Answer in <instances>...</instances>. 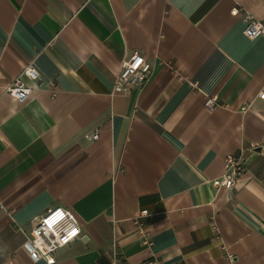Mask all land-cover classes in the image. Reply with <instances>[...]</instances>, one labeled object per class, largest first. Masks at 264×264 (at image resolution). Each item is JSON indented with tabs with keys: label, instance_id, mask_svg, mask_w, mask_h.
<instances>
[{
	"label": "crops",
	"instance_id": "obj_1",
	"mask_svg": "<svg viewBox=\"0 0 264 264\" xmlns=\"http://www.w3.org/2000/svg\"><path fill=\"white\" fill-rule=\"evenodd\" d=\"M246 16L264 24V0H0V264H46L23 244L56 207L81 235L55 264H264V37ZM133 52L149 79L113 94ZM28 66L20 104L4 91ZM227 155L244 165L229 190L212 185Z\"/></svg>",
	"mask_w": 264,
	"mask_h": 264
},
{
	"label": "built area",
	"instance_id": "obj_2",
	"mask_svg": "<svg viewBox=\"0 0 264 264\" xmlns=\"http://www.w3.org/2000/svg\"><path fill=\"white\" fill-rule=\"evenodd\" d=\"M242 33L249 40L264 37V24L250 16H246ZM150 73V63L141 54L133 52L122 63L121 70L112 88L113 94H125L141 86L149 79ZM21 75L25 76L31 83L38 81L37 72L31 66H28L6 87L5 94L20 104L24 103L32 93V88L22 81ZM258 98L264 99V93H260ZM215 104V99L208 97L205 100L204 107L211 112ZM98 136V133H94L87 138L96 140ZM243 174L242 159L227 155L224 158V173L220 178L213 180L212 185L216 188L223 187L229 190L233 187L236 179ZM148 216V211H139L134 221L141 243L152 247L150 232L142 222V219ZM80 235L81 230L75 215L66 209L56 207L48 209L35 220V225L29 232L23 244V249L34 262L43 261L46 264H55L54 253L79 239Z\"/></svg>",
	"mask_w": 264,
	"mask_h": 264
}]
</instances>
